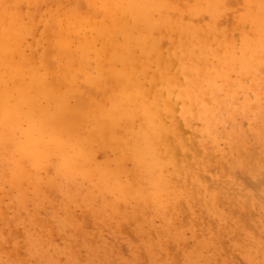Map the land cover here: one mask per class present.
I'll return each instance as SVG.
<instances>
[{"label": "bare ground", "instance_id": "bare-ground-1", "mask_svg": "<svg viewBox=\"0 0 264 264\" xmlns=\"http://www.w3.org/2000/svg\"><path fill=\"white\" fill-rule=\"evenodd\" d=\"M0 259L264 264V0H0Z\"/></svg>", "mask_w": 264, "mask_h": 264}, {"label": "rangeland", "instance_id": "rangeland-1", "mask_svg": "<svg viewBox=\"0 0 264 264\" xmlns=\"http://www.w3.org/2000/svg\"><path fill=\"white\" fill-rule=\"evenodd\" d=\"M100 236L103 239V241H108L110 238V234L108 233V231L106 229L101 230ZM0 264H4L2 259H0Z\"/></svg>", "mask_w": 264, "mask_h": 264}, {"label": "clouds", "instance_id": "clouds-1", "mask_svg": "<svg viewBox=\"0 0 264 264\" xmlns=\"http://www.w3.org/2000/svg\"><path fill=\"white\" fill-rule=\"evenodd\" d=\"M163 158V157H162Z\"/></svg>", "mask_w": 264, "mask_h": 264}]
</instances>
